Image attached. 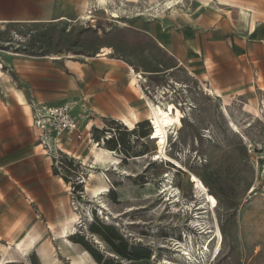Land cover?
Here are the masks:
<instances>
[{
	"label": "rangeland",
	"instance_id": "1",
	"mask_svg": "<svg viewBox=\"0 0 264 264\" xmlns=\"http://www.w3.org/2000/svg\"><path fill=\"white\" fill-rule=\"evenodd\" d=\"M87 1L67 9L69 20L0 24V62L3 55L19 53L35 75L30 105H25L30 122L38 108L68 103L83 131L82 138L63 134L57 139L54 133L41 137L34 121L33 131H0V262L73 264L74 258L88 254L91 260L86 264H167L165 260L185 262L182 254L190 252L191 264H264L258 159L264 148L261 90L223 98L211 94L201 78L176 69L170 54L151 37L114 21L98 2L93 10L84 8ZM151 1H124L122 6L117 0L107 7H123L116 19L129 24L177 15L188 6L184 0ZM218 1L230 6L209 5L244 30L255 20L252 36L264 39V0ZM105 46L115 51L108 58L98 56ZM251 63L264 71V52L254 54ZM130 67L142 75V91L131 86ZM263 80L256 75L252 86L264 88ZM142 93L163 108L174 102L183 111V125L168 128L166 144L167 153L179 164L155 158L157 140ZM100 98L102 103L97 102ZM129 110L140 116L135 128L119 120ZM94 147L110 150L117 160L98 162ZM93 172L102 180L91 179ZM190 172L216 197L215 209L198 193ZM52 178L60 184L51 183ZM101 183L109 190L93 195L92 189ZM75 213L78 220L66 233L68 243L61 226ZM93 224L111 226L127 244V254L139 247L148 250V256L123 255L122 241L112 234L108 242L105 234L92 231ZM217 227L223 235L218 252ZM33 239L28 251L9 253L16 242ZM44 248L50 257L43 256Z\"/></svg>",
	"mask_w": 264,
	"mask_h": 264
},
{
	"label": "crops",
	"instance_id": "2",
	"mask_svg": "<svg viewBox=\"0 0 264 264\" xmlns=\"http://www.w3.org/2000/svg\"><path fill=\"white\" fill-rule=\"evenodd\" d=\"M96 1L89 0L87 5ZM157 1L165 0L151 2ZM215 1L208 0L203 4V0H184L188 4L186 11L177 15L168 13L156 20L139 18L129 24L120 19L113 20L136 30L143 37H151L161 50L170 54L176 69L184 68L190 75L201 78L209 89L221 91L223 96H240L247 91L261 90L259 104L264 101V88L260 89L259 84L252 86V82L258 74L264 79V71H258L251 61L258 51L264 52V39L252 36L257 28L244 30L241 23H233L228 15L214 10L215 6L209 3L230 6L227 2ZM81 3L82 0H0V24L69 20L65 17L67 9H76ZM87 5L84 4V8ZM104 48L112 52L103 55ZM114 53L112 47L105 46L98 56L108 58ZM2 59L0 131H33V118L31 123L25 109V105H30V93H33V69L28 60L20 58L19 53L3 55ZM18 77L24 82L22 85H19ZM18 94L25 101H20ZM102 101V98L97 99L99 103ZM49 180L54 185L60 184L55 178Z\"/></svg>",
	"mask_w": 264,
	"mask_h": 264
},
{
	"label": "bare ground",
	"instance_id": "3",
	"mask_svg": "<svg viewBox=\"0 0 264 264\" xmlns=\"http://www.w3.org/2000/svg\"><path fill=\"white\" fill-rule=\"evenodd\" d=\"M97 1H98V3H100L101 6H104V8L107 9V11H108V13L112 19L113 18H119L120 17V11L124 10L123 7H118V6H114L113 8L107 7L109 3H111L112 5H116L115 1H117V0H97ZM120 1H121L122 6H123L124 1L125 2H137V3L139 2V0H120ZM203 1L205 4L208 2V0H203ZM178 2H180V1H177L176 3H178ZM87 3L88 2H85V5H87ZM165 5L166 4H164V6ZM171 7L172 6L170 5L169 8H171ZM240 9H242L243 11H247L244 6H241ZM88 18H89V16H88ZM242 19L244 21H245V19H247L245 14H244V17H242ZM255 22H256L255 20H252V22H251V29L252 30H255V28H256ZM110 52H112V50L109 48H104L102 50L103 55H107ZM128 71L130 72L128 74H130L131 86L136 88V90H137V88H139L141 90V87L139 84V78H142V75L137 73L133 69V67H130ZM210 92H211V94L214 93L217 97H223V94L218 89L213 90L211 88ZM140 98L142 100L145 99L149 105V108H150L148 114L150 115L149 117L151 118L152 124H153V132H152L154 134L153 137H154V139L157 140L156 144L158 146V151H157V154H155V158L162 157V158H165L166 160H168L169 162H174V163L179 164L176 159H174L173 157H171L167 153L166 144H167L168 135H169L168 134V128H172V127L181 128V126L183 125V117H184L183 111L179 108L180 106L178 107L177 105L174 104V102L169 103V105H167L166 108H163L162 107L163 105L161 106L160 104L157 105V104L153 103L143 93L140 94ZM21 101H24V99L22 98ZM130 109H132V107ZM225 111H227L226 108H225ZM119 120L122 121L126 126H128L130 128H135L136 124L141 119H140L139 114L136 111L129 110L128 113L121 114ZM233 125L236 127V130L239 129V126L236 123H233ZM93 155L98 162H101L104 164H108L109 162H113V161L117 160V158L113 156V153L110 152V150L104 149V148L94 147L93 148ZM184 170H186V169L184 168ZM93 178H96L98 180H102V176L100 174H95L94 172L91 174V179H93ZM190 180L193 183L194 187L196 189H198V193H203L205 195V198L207 199V201L210 203L211 208L215 209L218 205V201H217L216 197L209 192V189H208L207 185L204 183V181L198 175H196L192 172H190ZM165 189L167 190L168 188H165ZM107 190H109V185H107L106 183H101L92 189V193H93V195L97 196V195L103 194ZM213 213H214V211H213ZM77 220H78V215L75 213L67 221L62 223L61 235H62V238L65 239L64 241L71 243L70 238H69L70 236H68L66 233L75 229V223L77 222ZM216 238H217L216 251L218 252L221 248L222 238H223L222 232H221L219 227H217V230H216ZM34 243H35V239H33L31 242L29 241V243L28 242L26 243L25 241L16 242L14 244V247H12L10 249L11 251L9 253L12 255H14V254L18 255L20 252H22V253L26 252L32 247V245ZM70 245H72V244H70ZM48 248L51 249L50 247H48ZM49 249H47V248H44V250L42 249L43 251H41V252L43 253L44 257H50V250ZM6 252H7V250H6ZM184 254L187 256V257L186 256L184 257L186 259L185 262H174V261L165 260V263H167V264H191V261L189 260L190 252H184L182 255H184ZM182 255H180V256H182ZM89 260H91V259H90L88 254L80 255V256L73 259V264H86V261H89ZM0 264H3V263L0 262Z\"/></svg>",
	"mask_w": 264,
	"mask_h": 264
},
{
	"label": "built area",
	"instance_id": "4",
	"mask_svg": "<svg viewBox=\"0 0 264 264\" xmlns=\"http://www.w3.org/2000/svg\"><path fill=\"white\" fill-rule=\"evenodd\" d=\"M91 10L95 9L96 3H90L88 6ZM91 14L92 11H89ZM91 22H94L93 16ZM2 62H0V66ZM259 113L264 123V101L259 103ZM34 126L41 131V137H45L49 133H54L59 139L63 134L67 136L75 135L77 138H82L83 131H81L77 119L71 112V106L64 103L58 106H42L33 113ZM261 163V183L260 192L264 196V148L261 149L259 156Z\"/></svg>",
	"mask_w": 264,
	"mask_h": 264
},
{
	"label": "trees",
	"instance_id": "5",
	"mask_svg": "<svg viewBox=\"0 0 264 264\" xmlns=\"http://www.w3.org/2000/svg\"><path fill=\"white\" fill-rule=\"evenodd\" d=\"M141 124V122L138 123V126ZM146 135V132L142 133V136H145ZM113 140V137L109 138L108 141H112ZM92 231L93 232H96V233H99L101 235L105 234L106 236V239L108 242H110V236H113L119 240L122 241V246L121 248H119V252L122 253L123 255H126V256H131L132 258L133 257H136L137 259L138 258H142V257H147L148 254H149V251L148 250H144V249H141L139 247H134L132 250V253L130 254H127L126 253V249H127V244L125 243V241L123 239H121V237H119L117 234L113 233V228L107 224H102L100 228L96 227V225L93 224V226L91 227ZM112 238V237H111ZM79 243H82L84 244L85 246H88L87 243H85L83 240L81 241H78ZM89 249L91 250V247H89ZM92 253L93 255L98 259L100 260L101 258L100 257H97L94 253V251L92 250Z\"/></svg>",
	"mask_w": 264,
	"mask_h": 264
}]
</instances>
